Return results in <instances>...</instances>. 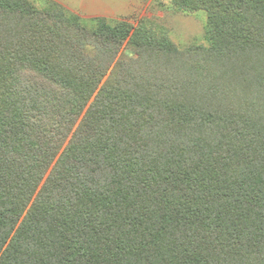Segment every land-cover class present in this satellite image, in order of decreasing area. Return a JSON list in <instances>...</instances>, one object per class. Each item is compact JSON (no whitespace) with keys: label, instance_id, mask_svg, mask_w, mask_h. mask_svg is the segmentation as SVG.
Instances as JSON below:
<instances>
[{"label":"trees","instance_id":"16d2710c","mask_svg":"<svg viewBox=\"0 0 264 264\" xmlns=\"http://www.w3.org/2000/svg\"><path fill=\"white\" fill-rule=\"evenodd\" d=\"M173 5L206 45L0 0V264H264V0Z\"/></svg>","mask_w":264,"mask_h":264},{"label":"rangeland","instance_id":"374dc122","mask_svg":"<svg viewBox=\"0 0 264 264\" xmlns=\"http://www.w3.org/2000/svg\"><path fill=\"white\" fill-rule=\"evenodd\" d=\"M35 1L39 6H44L48 0ZM51 1L87 20L106 19L113 23L127 22L135 28L142 26L153 28L168 34L171 41L182 50L196 45H206L204 40L208 21L206 12H180L173 5L174 0ZM139 52L141 51L136 47L125 45L121 50V55L127 59H137Z\"/></svg>","mask_w":264,"mask_h":264}]
</instances>
